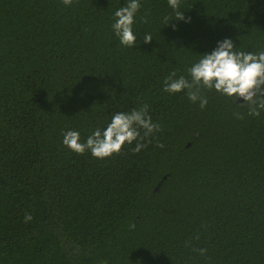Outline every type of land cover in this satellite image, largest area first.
Wrapping results in <instances>:
<instances>
[{"label": "trees", "instance_id": "obj_1", "mask_svg": "<svg viewBox=\"0 0 264 264\" xmlns=\"http://www.w3.org/2000/svg\"><path fill=\"white\" fill-rule=\"evenodd\" d=\"M127 2L0 0V264H264V110L163 90L224 38L264 51V0H180L190 22L140 0L135 47L112 29ZM145 103L139 152L62 143Z\"/></svg>", "mask_w": 264, "mask_h": 264}, {"label": "clouds", "instance_id": "obj_2", "mask_svg": "<svg viewBox=\"0 0 264 264\" xmlns=\"http://www.w3.org/2000/svg\"><path fill=\"white\" fill-rule=\"evenodd\" d=\"M65 6H71L73 0H62ZM168 5L175 10V18L190 22V17H185L180 11V0H168ZM141 8L140 0H128L126 5L118 8L113 16L112 29L120 43L125 47H135L137 36L133 31L136 13ZM147 22V17L144 18ZM169 24L165 17V25ZM175 25L173 28L175 29ZM153 37L150 33L143 37L144 43H150ZM190 79L181 75L176 77L172 71L164 80L163 90L169 94L186 91L188 99L199 102L201 109L208 104V98L203 94L204 89L215 90L221 95L233 98L237 103L238 98L247 106L248 115L259 116L264 110V51L259 53L236 51L231 38H224L217 42V46L203 56L188 69ZM149 106L145 103L140 108H133L130 112H116L106 128H96L86 141L81 142L80 133L68 130L63 135L62 143L77 154L86 151L98 159H105L114 154H120L125 144L136 141L134 152L141 151L147 145L143 140L154 132L160 131V125L152 121L148 114ZM237 119H243L241 113H236ZM141 129L143 135H141ZM150 142V141H149ZM163 147V144H158ZM32 219L31 214H25V221ZM207 249L201 248V255Z\"/></svg>", "mask_w": 264, "mask_h": 264}, {"label": "water", "instance_id": "obj_3", "mask_svg": "<svg viewBox=\"0 0 264 264\" xmlns=\"http://www.w3.org/2000/svg\"><path fill=\"white\" fill-rule=\"evenodd\" d=\"M238 101H242V99H239V98H238Z\"/></svg>", "mask_w": 264, "mask_h": 264}]
</instances>
